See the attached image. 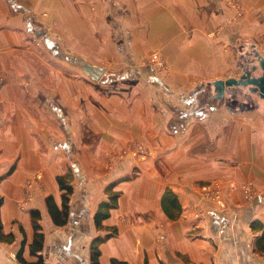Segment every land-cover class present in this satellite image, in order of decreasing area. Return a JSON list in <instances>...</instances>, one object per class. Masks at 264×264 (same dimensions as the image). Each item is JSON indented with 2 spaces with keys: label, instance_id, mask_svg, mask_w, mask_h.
<instances>
[{
  "label": "crops",
  "instance_id": "crops-1",
  "mask_svg": "<svg viewBox=\"0 0 264 264\" xmlns=\"http://www.w3.org/2000/svg\"><path fill=\"white\" fill-rule=\"evenodd\" d=\"M120 1L118 20L126 42L114 48L111 35L104 40L102 30L104 38L93 31L88 38L104 49L97 55L81 50L79 26L92 22V30L98 27L99 0H93L95 15L87 11L92 0H0V264H47L50 248L66 252L69 259L74 258L72 247L85 253L96 235L93 214L107 199L104 188L127 175L134 178L114 187L120 193L118 206L102 221L117 234L100 245V264H111V259L126 264H264L248 227L264 218V120L244 110L226 114L214 105L207 109L200 95L190 94L195 80H218L207 72L224 69L225 49L213 40L251 35L252 24L264 40V0ZM235 1L244 15L233 22L232 35L208 38L210 30L202 31L200 23L209 28L234 16ZM42 10L57 24L60 46L51 53L67 52L76 63L50 57L48 44L53 43L47 38L49 50L33 41L32 25L47 20H41ZM189 30L195 31V46ZM258 50L264 55V42ZM152 53L167 63V76L145 64ZM196 54L202 57L199 62L192 58ZM111 55L116 58L112 63ZM81 59L102 74H85ZM126 65L128 73L112 78L114 68ZM198 70L205 76L198 78ZM202 97L206 100L208 94ZM135 141L149 154L143 159L120 156ZM69 167L72 194L66 223L60 226L45 199L52 197L62 211L56 177ZM29 180L31 198L22 206ZM248 180L258 189L251 202L233 187ZM209 181L219 183L226 208L205 199L200 185ZM166 190L179 209L167 204L173 196H166ZM31 210L38 211L44 236L42 249L34 254ZM76 256L88 264L87 255Z\"/></svg>",
  "mask_w": 264,
  "mask_h": 264
},
{
  "label": "rangeland",
  "instance_id": "rangeland-1",
  "mask_svg": "<svg viewBox=\"0 0 264 264\" xmlns=\"http://www.w3.org/2000/svg\"><path fill=\"white\" fill-rule=\"evenodd\" d=\"M99 5L102 7V8H100L99 11L96 8V3H93V0H92V4L87 5V11L88 12L94 14L98 11L97 16L100 18V21H101V22H99L100 24L98 25V27L96 29L92 30V27H93L92 22L89 23V25H87V23H84V24L81 23L79 26L80 27V33L79 34H80L81 50L84 52H86L88 50H92V51L96 52L94 54H97V55H101L104 52V49H103V47H100V46H97V44H94L93 40L88 38L91 33L97 32V34L100 38H104L99 31V30H102L103 33H105V35H106L104 40L105 39L109 40V38L111 37L112 46H114V48L117 47L118 42H120V41L123 43L126 42L125 30L122 27L123 25H121L119 20H118V14L122 11L121 1L120 0H99ZM234 5L236 7V14L234 16H231V17L224 19V22H222L218 26L214 25L213 23H210V24H208L209 25V28H208V26H206L204 23H202V22L200 23L202 31H203V29H207V30L209 29L210 30V34L208 35V38H210V37L215 38L218 35H220L221 32H226V33H229V35H232V32L235 30L232 28V24H234L233 22L234 21L239 22L240 19L244 15V9L241 6V3L235 1ZM82 14L84 15L83 12H82ZM39 16H40V18H42L41 20H43V21L45 19H47V20H45L46 23L41 22V23H34L32 25V37H33V41L35 42V44L40 46V47H43V48H45V47L47 48V46L49 45L48 48L50 50L48 48L47 49L49 50L48 53L50 54V57L52 56L53 58H56V59L57 58L61 59L63 57L64 62L76 63L77 62L76 58H73L74 56L71 54H68L67 52L65 53L66 55H63V56L60 54L55 56L51 53V52H53L52 47L55 48V47L60 46V44L58 43L57 35H55L57 32V24L52 20L48 21L47 10L40 11ZM90 20L91 19H89V21ZM198 24H199V22H197V25ZM250 24H252V23H250ZM256 25L257 24H252L251 35H249V34L241 35L240 38L238 37L239 39L237 38L235 40L234 39L233 40H225L224 42L221 40H219V41L213 40L212 41L214 43V45H220L223 49H225V51H224V58H223L224 69L223 68L221 70H220V68L219 69H213V70H210L209 72H207L208 75H211V79H213V77L214 78L216 77V79L225 80L226 78H229V77H233V78L239 77V75L241 74L239 63L243 62V61H241L243 55L245 53L250 54L252 48H255L256 50H258L260 48V44H262L264 42V40H262L259 37V34L257 32H255L257 30ZM194 26H193V28H194ZM86 29H91V30H89L88 34H86V32H85ZM189 31H190L189 34H191L192 39L194 41L195 31H192V30H189ZM39 34H40V36H39ZM46 36H48V37H46ZM95 36L97 37V35H95ZM46 38L49 40V43H50V41L53 43L52 46H50V44L47 45L48 42H46ZM194 42L195 43L193 44V46L197 45L196 41H194ZM198 42H200L201 44L204 43L203 40H198ZM258 51H260V50H258ZM123 52H125V51H123ZM153 55L159 56L160 59L162 60L161 68L155 67L151 63V58ZM192 58L194 59V61H198V62H199V59H202V57L200 55H197V54L192 55ZM108 59H109L108 62L112 63V61H114L113 59H116V58H115V56L113 57L111 55L110 57H108ZM80 62H86V61L81 59ZM145 62H146L145 64L153 67L163 77L168 75V73H169L168 65L165 62V60L160 55H158L157 53H152L151 56L145 60ZM86 63L90 64L89 62H86ZM90 65L92 66V64H90ZM81 69L86 74V70L82 65H81ZM96 69L101 70L97 67H96ZM130 70H131V68H129L126 65L125 67L114 68V71L111 72L110 74L113 76L112 78H115V77L117 78V76L124 75V74H126V72L128 73ZM143 72L145 73L146 76H148V74L152 75L151 72H148L146 70H144ZM133 73L134 72H132V73L130 72V74H132V75H133ZM195 73L197 74L198 78L205 76L203 70L202 71L198 70V72H195ZM146 76H143L145 80H146ZM130 79H132V77H130ZM130 81L133 82V80H130ZM211 81L212 80H203L202 78L195 80V82L193 83V88L190 91L191 93L189 92L190 94L195 92V94L200 95L201 97L202 96L205 97L208 94V98L206 100H205V98H202V99L199 98L200 100H202L201 105L203 107L212 110L211 108H213V105H214L215 111H223L226 114H227V111L237 113V111H243L244 110V111H247L246 113H248L252 116H256V117H262V119L264 120V100L260 99L261 101L258 102L257 107L254 106V104H252L246 100L242 101V102L235 101L234 105H231V106L225 105L223 100L211 99L210 96H214V98H215V92L213 91V87L209 85V83ZM2 84H3V78L0 76V87L2 86ZM233 90H234V88L228 89L227 94L230 95L233 92ZM187 95H189V94H187ZM244 102H247V103H244ZM241 113H243V112H241ZM262 124L264 125V121H262ZM146 151H147V154H146V156H147L149 154L147 148H146ZM68 170L71 171V179L70 180L72 181V179H74V175L72 173L71 167H69L67 169V171ZM209 184L212 185V184H215V182L209 181L205 184L200 185V187L202 188L203 186L209 185ZM244 184L249 186V188L251 189L252 197L250 199L245 198V196H244V193L242 190V186ZM233 187H236V188L238 187L240 189L241 199L245 202L253 201V199L256 197V195L258 193V189H256L255 184L249 180L247 182L240 184L239 186H236V184H234ZM215 200H216L215 202L214 201H211V202L209 201V202L212 203L214 206L220 208V209L226 208V200L222 199L221 197H219ZM199 213H201V212H199ZM248 227H249L250 232H251L250 236L255 237L256 234H258V233H255L250 228V223L248 224ZM93 228H92V230L94 231V233H96V235L102 236L106 232L105 230H96L94 224H93ZM93 237L94 236L92 235L91 239ZM91 239L87 243V248L85 250V253L82 250H78L77 248L74 249V247H72V251H73L72 253L74 255V258H73L74 260L72 258L71 259L67 258V254L63 250H62L63 252H59L57 254V252L54 249L50 248L49 258H48V261H46L47 264H81V262L77 260L78 257L76 256V258H75V255H80V256L87 255V257H85V258H87V260H88L89 253H90L89 252V246H90ZM258 255L262 256L264 254L258 253ZM88 264H89V260H88Z\"/></svg>",
  "mask_w": 264,
  "mask_h": 264
},
{
  "label": "trees",
  "instance_id": "trees-1",
  "mask_svg": "<svg viewBox=\"0 0 264 264\" xmlns=\"http://www.w3.org/2000/svg\"><path fill=\"white\" fill-rule=\"evenodd\" d=\"M210 86H212V82L209 83ZM192 96L196 95L195 92L191 94ZM211 99H216L214 96H210ZM209 97V98H210ZM203 98V97H201ZM10 172V171H9ZM8 172V173H9ZM134 178V175H127L121 178H118L106 185L104 188V192L107 194V199L104 201H101L97 209L95 210L93 214V224L95 226L96 230H105V234L100 236L96 235L94 236L90 241L89 246V264H100L99 257H100V245L104 243L106 240H108L111 237L116 236L117 230L115 227H106L102 225V221L107 219L110 216V211L112 209L117 208L118 206V197L120 195L119 191H116L114 187L122 181H127ZM71 179V171H66L63 175H59L56 177V181L58 184L59 189L62 191V211L58 210L52 200V197H47L45 199L46 206L48 208V211L50 212V215L52 217V220L55 225H64L66 223L67 213H68V201L72 194V185L70 184ZM166 196H173L170 197V200H168V205L170 207H175L179 209V205L177 204V199L175 198L174 194L170 190H166L165 192ZM162 199V203L164 204V207H166V199ZM2 203V199L0 198V205ZM39 220V213L36 210H31V222L32 227L34 231V242L31 247V253L34 254L38 250L42 249L43 246V239L44 236L41 232V227L38 223ZM250 228L255 232L258 233L254 237V247L256 251L260 253H264V218L263 219H255L250 223ZM2 229V224L0 220V232ZM20 253L17 254L18 259H20ZM111 264H126L121 261H117L115 259H111ZM145 264L146 261H145Z\"/></svg>",
  "mask_w": 264,
  "mask_h": 264
},
{
  "label": "flooded vegetation",
  "instance_id": "flooded-vegetation-1",
  "mask_svg": "<svg viewBox=\"0 0 264 264\" xmlns=\"http://www.w3.org/2000/svg\"><path fill=\"white\" fill-rule=\"evenodd\" d=\"M261 57H262V54L255 48L251 49L250 54L245 53L241 59V61L243 62L239 63L240 70H241V74L239 75V77L241 75L245 76L247 73H249L250 77L261 76L262 71L259 67V62H260ZM250 87L252 88V91L248 89V86L247 87L246 86L234 87V90L230 95L227 94L226 92L227 95L225 94L221 99H217V100H223L224 104L229 105V106L234 105L235 101L242 102L246 100L254 104V106L257 107L258 102L261 101L260 100L261 98L259 94L257 93V91L253 90L252 86ZM244 103H247V102H244Z\"/></svg>",
  "mask_w": 264,
  "mask_h": 264
},
{
  "label": "water",
  "instance_id": "water-1",
  "mask_svg": "<svg viewBox=\"0 0 264 264\" xmlns=\"http://www.w3.org/2000/svg\"><path fill=\"white\" fill-rule=\"evenodd\" d=\"M81 64L85 68L86 73H88L94 78H98L102 74V70H98L86 62H82ZM259 67L262 71V74L259 77H250L249 73H247L245 76L241 75L239 78L230 77L225 80L218 79L212 81V87H213V91L215 92V98L221 99L225 95V93L228 92V89L230 88L248 86V89L252 91V88L250 87L252 86L253 90L257 91L260 98L264 100V55L263 54L259 62Z\"/></svg>",
  "mask_w": 264,
  "mask_h": 264
},
{
  "label": "built area",
  "instance_id": "built-area-1",
  "mask_svg": "<svg viewBox=\"0 0 264 264\" xmlns=\"http://www.w3.org/2000/svg\"><path fill=\"white\" fill-rule=\"evenodd\" d=\"M151 63L155 66V67H160L162 66V60L160 59L159 56L157 55H153L151 58ZM125 154H130L134 157H138L143 159L146 154V147L140 143V142H131L129 143L123 150H121L120 156H123ZM114 158V157H113ZM37 179V178H35ZM31 186H32V182L31 180H29L26 183V187L28 188V192L26 195V200L22 203V206L27 204L30 201L31 198ZM205 199L208 201H216L215 199L221 197L220 196V189H219V184L217 182H215V184H209V185H205L202 187ZM242 190L244 193L245 198H251L252 197V193H251V189L249 188V186H247L246 184H244L242 186Z\"/></svg>",
  "mask_w": 264,
  "mask_h": 264
}]
</instances>
